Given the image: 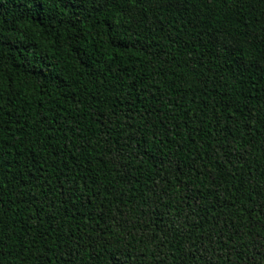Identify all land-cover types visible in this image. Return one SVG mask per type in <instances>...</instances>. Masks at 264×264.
Here are the masks:
<instances>
[{"label":"trees","instance_id":"16d2710c","mask_svg":"<svg viewBox=\"0 0 264 264\" xmlns=\"http://www.w3.org/2000/svg\"><path fill=\"white\" fill-rule=\"evenodd\" d=\"M0 264H264V0H0Z\"/></svg>","mask_w":264,"mask_h":264}]
</instances>
